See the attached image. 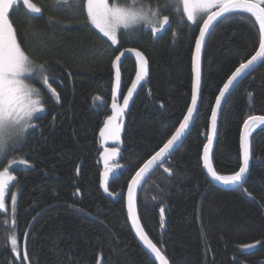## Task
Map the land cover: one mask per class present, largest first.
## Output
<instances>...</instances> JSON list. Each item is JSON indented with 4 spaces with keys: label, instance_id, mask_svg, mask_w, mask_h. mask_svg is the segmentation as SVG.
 I'll list each match as a JSON object with an SVG mask.
<instances>
[{
    "label": "trees",
    "instance_id": "trees-1",
    "mask_svg": "<svg viewBox=\"0 0 264 264\" xmlns=\"http://www.w3.org/2000/svg\"><path fill=\"white\" fill-rule=\"evenodd\" d=\"M122 1L131 0L109 3ZM33 2L41 14L28 13L20 3L10 10V20L28 54L47 63L59 103L46 98V112L34 119L35 127L16 151L29 164L14 171L19 250L34 221L26 246L29 264H155L132 236L124 198L112 203L101 194L98 134L108 117L114 58L124 49H137L148 59L150 75L122 119L123 141L115 147L119 177L108 188L113 194L125 191L141 165L171 138L191 104L192 55L201 24L187 22L182 5L177 10L178 0H141L161 19L167 16L168 24L156 36L146 27L123 30L114 45L92 27L82 4ZM32 32L38 34L35 39L25 40ZM209 35L195 124L182 147L143 186L137 214L169 264H264V129L249 138L251 170L240 187H216L202 167L215 98L259 48V24L250 14H232ZM124 61L122 93L136 73L134 60ZM227 100L211 153V166L222 176L241 167L245 120L264 116V62ZM9 237L0 231V264H26L21 251L13 260Z\"/></svg>",
    "mask_w": 264,
    "mask_h": 264
},
{
    "label": "snow or ice",
    "instance_id": "snow-or-ice-1",
    "mask_svg": "<svg viewBox=\"0 0 264 264\" xmlns=\"http://www.w3.org/2000/svg\"><path fill=\"white\" fill-rule=\"evenodd\" d=\"M22 3L26 11L30 14L39 15L42 13L39 7L33 0H0V156L7 157L9 144L22 137L29 128H34L35 125L30 123L34 118L38 119V113L45 111L43 100L39 88L27 83L28 79H36L47 88L52 96L59 99L55 89L51 87L50 81L54 80V76L49 74L47 63H38L31 57L18 39L15 27L10 20V10L14 6ZM55 5H63L65 7H80L81 4L86 10L87 20L99 29L104 36L108 37L113 44L117 43V32L121 28L129 30L135 25L144 22L152 26V31L155 33L168 24L169 18L164 16L162 19L157 11L151 7L147 9L142 4L141 0H131L130 3L121 6L118 3L109 4L108 0H54ZM182 5L187 19L192 22L197 21V15L207 13L211 7H217L219 10L211 12L203 19V24L199 28V37L196 39V55L193 59V71L195 80L192 91V106L188 109V114L184 117V122L175 131L170 139L163 145L147 163L133 177L132 183L128 186V213L132 221L133 227L136 229L140 240L145 243L148 249L155 254V258L160 261V264H168L160 249L153 243L144 233L138 217L136 216L133 205V186L139 183V177L150 165H153L157 160L163 157L174 144L181 139L184 130L188 127V122L192 118V114L196 109L197 96L200 87V70H199V55L201 46L205 40L206 34L209 33L210 27L214 22H218V18H228V15L246 13L250 14L259 24V48L246 63H241L238 68L232 73V76L224 84L220 92V96L216 100V108L212 110L211 122L212 132L215 133L217 109L220 107L221 98L228 91L229 86L233 84L246 70L255 63L264 61V0H178L176 5L179 10ZM227 14V15H226ZM38 34L36 32L29 33L25 36V40L29 38L35 39ZM128 51H132L129 49ZM123 55V53H121ZM136 56L140 58V70L137 72L136 80L128 89V94L123 97V106L116 103L117 90L120 85V71L116 62L113 67L116 69V88L113 90V115L106 119L105 126L101 130L102 137L111 136L118 140L120 134L119 123H114L123 114L127 108L129 99L132 97L137 85L147 75V61L143 58L140 52H136ZM120 56L116 57V61H120ZM264 125V116H250L244 122V131L241 135V149L243 152L242 165L233 175L222 176L218 175L212 168L209 160V147L212 143V135L208 136V144L204 146L205 167L208 169L212 178L224 184H239L249 168L250 163V143L248 136L253 125ZM117 149L113 148L105 154V163L107 165L110 156H116ZM28 166V161L24 159L9 161V167L0 171V210L5 208V191L9 187V181H14L16 178L9 175V169L15 164ZM110 169L106 168L105 176V191L107 188V176ZM168 171V169H165ZM16 195L11 196L12 214L16 213ZM163 215V209H161ZM13 226L15 223L13 221ZM13 252L17 250L18 240L15 235L9 237ZM23 260L27 261L28 256L25 251Z\"/></svg>",
    "mask_w": 264,
    "mask_h": 264
},
{
    "label": "water",
    "instance_id": "water-1",
    "mask_svg": "<svg viewBox=\"0 0 264 264\" xmlns=\"http://www.w3.org/2000/svg\"><path fill=\"white\" fill-rule=\"evenodd\" d=\"M219 9H216L214 11H218ZM212 11V12H214ZM227 15V14H226ZM207 18V17H206ZM205 18V19H206ZM222 20V18H218V22H220ZM218 22H214V25L210 27V31L209 33L206 34V37H205V40L201 46V51H200V55H199V70H200V87H199V92H198V96H197V104H196V109L195 111L193 112L192 114V118L189 120L188 122V127L184 130V133L181 137L180 140H178L174 146L172 147V149H170L163 157L159 158L157 160V162L153 165H150L147 169H145V171L141 174V177H139V183L134 185L133 186V199H134V205H133V210L136 214V216L138 217V214H137V200L141 194V190L143 188V186L149 181L148 179L152 176V174L158 170L159 167H161L169 158H171V156L173 155V153H175L178 149H180L182 147V144L184 143L185 139L189 136V132L192 130L193 126H194V122L196 120V117L198 115V110H199V107H200V98H201V94H202V84H203V79H202V60H203V52H204V49H205V44L208 40V37L210 36L209 34L211 33V30L218 24ZM203 24V21L201 22V26ZM200 26V27H201ZM165 28V26H163L162 29H160L159 31H157L156 33H154V35L156 36L157 33L161 32L163 29ZM198 37H199V33H198ZM197 37V38H198ZM194 51H193V59H194V56L196 55V43L194 44ZM129 49H124L123 51H121L117 56H120V61H116V57L114 58V62H116L117 66L119 67V71H120V67L122 66V64L125 62V58H130L132 60H134L135 62V75L132 79V83L136 80V76H137V72L140 70V58L136 56V52H140L139 50L137 49H131L132 51H128ZM258 50V49H257ZM121 53H123V55H121ZM141 53V52H140ZM142 54V53H141ZM143 58L146 60L145 56L142 54ZM193 59H192V68H193ZM147 61V75L143 78L142 81H140V83L137 85L135 91L133 92V95L132 97L129 99V103H128V106L127 108L124 109V112L122 114V116L117 120L115 121L114 123H119L120 125V134H119V139L118 140H115L113 139L111 136H107V137H102L100 135L101 133V130L104 128L105 126V122L104 124L102 125L101 127V130L98 134V139H99V147H98V150H100V161H101V167H102V174L100 176V190H101V194H103L104 198L106 200H110L112 203H117L120 201L121 198H124V202L126 203V214H127V220H128V225H130V229H131V233H132V236H134L137 244L139 245V247H141V249L144 251V253H146L152 260L155 264H160V261L158 259L155 258V254L151 252L150 249L147 248V246L145 245V243L143 241L140 240L139 236L137 235V232H136V229L133 227L132 225V221L131 219L129 218V213H128V186L129 184L132 183V179L133 177L136 176V173L138 171H140V169L142 167H144V165L147 163V161L145 163H143L141 165V167L138 169V171L131 177L130 179V182L126 188L125 191H120L118 192L117 194H113V193H110L109 191H105V176H104V173L106 171V168L107 169H110V171L108 172V176H107V188H109V184L117 179L119 177V171L117 169V167L115 166V162H116V158H117V155H118V149H117V155L116 156H110L108 158V161H107V165L105 163V154L106 152H110L111 149L115 148L116 146H118V144H120L122 141H123V133H124V122L122 121V119L124 118V115L127 114V112L130 110V108L132 107V103L134 101V99L137 97L138 95V92L142 89V87L147 84V80H148V77L150 75V70H149V61L148 59L146 60ZM113 62V63H114ZM247 62V60H246ZM245 62V63H246ZM264 61H260V62H257L255 63L253 66H251L248 70H246L240 77L237 78L236 81L233 82L232 85L229 86V89L227 92H225V95L221 98V103H220V107L216 110L217 111V117H216V125H215V133L213 134L212 132V122H211V117H210V120H209V123H210V126H209V131H208V134L209 135H212V143L209 147V160H208V163L211 164V153L215 147V143H216V139H217V136H218V127H219V119H220V116H221V113H222V109L224 108V106L226 105V102L228 101L227 99L230 97V95L234 92V90L236 89V86L242 82L244 79L247 78V76L253 72L255 69H257V67ZM238 68V67H237ZM236 70V69H235ZM115 71L116 69L113 67L112 65V72H113V88H112V96H111V102H110V107L108 109V117L113 115V109H112V104H113V90L114 88H116V78H115ZM232 76V75H231ZM230 76V77H231ZM229 77V78H230ZM192 79H193V83H192V91H193V84H194V80H195V73L194 71H192ZM228 81V80H227ZM227 81L225 83H227ZM132 83L130 84V86L126 89V91L124 93H122V87H123V83H122V80H121V72H120V85H119V89L117 90V95H116V103L119 105V106H123V97L126 96L128 94V89L132 86ZM224 85L222 86L221 90L223 89ZM220 90V92H221ZM220 92L218 93V95L216 96L215 100H217V97L220 96ZM192 106V97H191V104L189 106V108ZM188 108V109H189ZM216 108V101H215V104H214V107L213 109ZM188 109L186 111V114L185 116L188 114ZM212 109V110H213ZM184 116V117H185ZM212 116V115H211ZM107 117V118H108ZM184 117H183V120L181 121V123L184 122ZM106 118V119H107ZM180 123V124H181ZM259 126V129L260 128H263L264 129V125H261V124H256ZM255 126V125H253ZM180 127V126H179ZM178 127V128H179ZM177 128V129H178ZM244 131V126L241 130V132L243 133ZM175 133V132H174ZM173 133V134H174ZM241 133V135H242ZM172 134V135H173ZM208 135V136H209ZM251 135V132L249 134V136ZM249 136H248V140H249ZM240 143H241V137H240ZM206 144H208V137H207V141H206ZM205 144V145H206ZM163 147V146H162ZM116 149V148H115ZM160 151V150H159ZM157 151V152H159ZM156 152V153H157ZM155 153V154H156ZM153 154L150 159L155 155ZM240 154H241V165H242V160H243V152H242V149H241V146H240ZM149 159V160H150ZM202 167H203V171L206 175L207 178L210 179V181L216 186V187H220V188H223V189H230V187H240L246 180L247 178L249 177V173H250V170H251V156H250V163H249V168H248V171L246 172L245 176L243 177V180L241 183L239 184H224L220 181H217L215 179L212 178L211 174L209 173L208 169L205 167V160H204V150L202 152ZM161 213V212H160ZM162 215V214H161ZM162 217V220L164 219V213L163 215L161 216ZM138 220H139V217H138ZM34 222V221H33ZM33 222L29 225V227L26 229V233L23 237V247H22V252H23V255L25 253V249H26V246H27V238H28V235H29V232H30V228L31 226L33 225ZM140 223V221H139ZM141 225V224H140ZM142 227V225H141ZM145 233V232H144ZM146 235V234H145ZM148 238V236H147ZM166 259V257H165ZM167 260V259H166ZM26 264H29L27 263V261H24ZM168 262V260H167ZM98 264H102V262H99ZM169 264V262H168Z\"/></svg>",
    "mask_w": 264,
    "mask_h": 264
},
{
    "label": "rangeland",
    "instance_id": "rangeland-1",
    "mask_svg": "<svg viewBox=\"0 0 264 264\" xmlns=\"http://www.w3.org/2000/svg\"><path fill=\"white\" fill-rule=\"evenodd\" d=\"M108 2H109V0H108ZM131 2V1H130ZM129 2V3H130ZM118 4H120L121 6H124L125 4H127L126 2H124V1H122V2H117ZM110 4V3H109ZM112 4V3H111ZM263 6V5H262ZM25 7V6H24ZM26 9V8H25ZM216 9H218L217 7H211V8H209L208 9V12L205 14V13H200V14H198L197 15V21L194 23V22H192V21H189L188 19H187V15H186V13H184V11H183V13L185 14V16H186V20H187V22L190 24V25H192L193 27L194 26H196V25H198V24H201L200 22L204 19V18H206L207 17V15L208 14H211V12L212 11H214V10H216ZM182 10H183V7H182ZM11 12V11H10ZM90 23V22H89ZM91 24V23H90ZM92 25V24H91ZM201 26V25H200ZM92 27L94 28V29H96L97 30V32L101 35V36H103V37H105L106 39H108L111 43H112V41L108 38V37H106V36H104V34L102 33V32H100L99 31V29H97V28H95V26L94 25H92ZM134 27H137V28H148V29H151L152 30V26H150V25H148V24H146V23H144V22H141V23H139V24H137V25H135ZM133 27V28H134ZM133 28H131V29H133ZM124 29L123 28H121L120 30H118V32H117V43H115L114 45H117L118 44V41H119V39H118V35H119V33L121 32V31H123ZM113 44V43H112ZM27 83H30V84H32L34 87H36V88H39L40 89V92H41V96H42V100H43V106H44V101L46 100V98L47 97H49V98H51V99H53V101L55 102V103H59V99L57 100L54 96H52L51 94H50V92L47 90V88L45 87V86H43L38 80H36V79H28L27 81H26ZM52 88H54L53 86H51ZM45 109V108H44ZM46 112V109H45V111L43 112V113H38L37 115L38 116H40V115H42V114H44ZM34 119H36V118H34ZM34 119L30 122V123H32L33 121H34ZM254 128V127H253ZM252 128V129H253ZM32 130V128H29L28 130H27V132L22 136V137H20V138H18V139H16V140H14V141H12L10 144H9V148H8V154H7V157H4V156H0V171H2L4 168H6V167H9V161H11V160H13V159H15V160H20V159H24V160H26L25 159V157L23 156V153H21L20 151L18 152V153H16V151H18L19 150V148H20V146L22 145V144H24L25 143V140H26V138H27V136L29 135V132ZM256 131V130H255ZM254 131V132H255ZM252 132V131H251ZM253 132V133H254ZM29 165V164H28ZM22 166H25V165H22V164H19V163H17V164H15L13 167H11L10 169H9V175H11V176H14L15 178L17 177L16 175H15V170L16 169H18V168H20V167H22ZM16 181V179L14 180V181H9V185L10 184H12V183H14ZM13 218H14V216H13V214H12V211L11 212H9V214L7 215V219L9 220V225L10 226H8V231H9V236H13V235H15L16 236V230L13 228V229H11V226H13ZM12 224V225H11ZM10 247L12 248V245H11V242H10ZM17 250L19 251V248H18V246H17Z\"/></svg>",
    "mask_w": 264,
    "mask_h": 264
},
{
    "label": "flooded vegetation",
    "instance_id": "flooded-vegetation-1",
    "mask_svg": "<svg viewBox=\"0 0 264 264\" xmlns=\"http://www.w3.org/2000/svg\"><path fill=\"white\" fill-rule=\"evenodd\" d=\"M16 195L17 197V201L20 198L19 197V192L17 189V186L14 185V183L10 184L9 187L6 189L5 191V208L0 210V231H3V233L9 235V231H8V226L9 225V220L7 219V215L9 214V212H11L12 210V204H11V196L12 195ZM17 203V202H16ZM12 225V224H11ZM14 226H11V229H13ZM16 237L18 240V233L16 232ZM10 246V245H9ZM18 248H19V242L17 244ZM22 248V245H21ZM20 251H22L21 249L18 251L19 255H20ZM10 254H12L13 256V260L14 259H19V256H17V253L13 252L12 249H9L8 251Z\"/></svg>",
    "mask_w": 264,
    "mask_h": 264
},
{
    "label": "bare ground",
    "instance_id": "bare-ground-1",
    "mask_svg": "<svg viewBox=\"0 0 264 264\" xmlns=\"http://www.w3.org/2000/svg\"><path fill=\"white\" fill-rule=\"evenodd\" d=\"M191 90H192V89H191ZM191 97H192V96H191ZM253 127H254V128H253ZM253 127H252L253 129H251L252 132L250 131V132H251V135L254 134L255 132H257V130H259V126H258V125H255V126H253ZM255 130H256V131H255ZM254 131H255V132H254ZM253 132H254V133H253ZM240 137H241V136H240ZM22 241H23V240H22Z\"/></svg>",
    "mask_w": 264,
    "mask_h": 264
}]
</instances>
